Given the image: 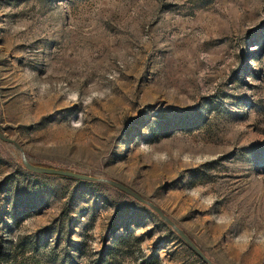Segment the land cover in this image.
Wrapping results in <instances>:
<instances>
[{"label": "rangeland", "instance_id": "rangeland-1", "mask_svg": "<svg viewBox=\"0 0 264 264\" xmlns=\"http://www.w3.org/2000/svg\"><path fill=\"white\" fill-rule=\"evenodd\" d=\"M0 130L212 262L264 264V0H0ZM0 264L207 263L0 140Z\"/></svg>", "mask_w": 264, "mask_h": 264}, {"label": "water", "instance_id": "water-1", "mask_svg": "<svg viewBox=\"0 0 264 264\" xmlns=\"http://www.w3.org/2000/svg\"><path fill=\"white\" fill-rule=\"evenodd\" d=\"M0 140L7 142V143H11L15 146V148H17V150L20 152L21 162H22L23 166L29 171H32L35 173H41V174H56V175H61V176L79 179V180L103 182V183L109 184V185L123 191L124 193L132 196L137 201H139V202L147 205L148 207H150L159 216V218L161 220H163L167 225H169L172 228V230L192 250H194L196 252V254L200 258H202L207 264H216V263L212 262L211 260H209L203 254V252L194 244V242L191 240V238L181 228H179L157 205H155L154 203L150 202L149 200L143 198L138 193H136L135 191L130 189L128 186H126L120 182H117L115 180H111V179H107V178H103V177H95V176H90L87 174H81V173L73 172V171H69V170H63V169H59V168L33 164V163L28 161V159L26 158L21 146L12 138L5 136L1 130H0Z\"/></svg>", "mask_w": 264, "mask_h": 264}]
</instances>
